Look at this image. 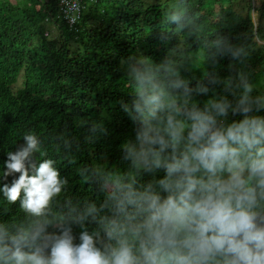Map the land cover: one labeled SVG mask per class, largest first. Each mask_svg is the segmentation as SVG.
Here are the masks:
<instances>
[{"label": "clouds", "instance_id": "9594fccd", "mask_svg": "<svg viewBox=\"0 0 264 264\" xmlns=\"http://www.w3.org/2000/svg\"><path fill=\"white\" fill-rule=\"evenodd\" d=\"M169 19L183 29L179 12ZM213 46L201 57L212 70L194 85L167 56L124 61L126 166L78 168L94 199L70 196L56 161L36 158L41 136L23 135L0 175V194L23 214L0 222V264H264V91L246 48L227 37ZM225 57L244 67L221 77ZM88 131L89 142L108 135L102 122Z\"/></svg>", "mask_w": 264, "mask_h": 264}, {"label": "trees", "instance_id": "16d2710c", "mask_svg": "<svg viewBox=\"0 0 264 264\" xmlns=\"http://www.w3.org/2000/svg\"><path fill=\"white\" fill-rule=\"evenodd\" d=\"M82 7L70 29L59 18L58 0H0V175L7 153L32 131L46 153L36 158L56 161L69 195L96 198L97 186L84 184L77 170L90 163L126 166L118 145L132 127L119 102L130 91L124 78L129 56L157 62L167 56L194 85L212 70L201 57L227 37L249 51L253 82L264 91V0H83ZM173 12L184 17L182 30L170 21ZM233 63L244 67L225 57L214 70L227 76ZM20 76L22 87L13 92ZM100 122L108 135L98 132L89 142V128ZM59 135L71 149L56 140ZM22 215L0 194V222Z\"/></svg>", "mask_w": 264, "mask_h": 264}, {"label": "built area", "instance_id": "2783aa9c", "mask_svg": "<svg viewBox=\"0 0 264 264\" xmlns=\"http://www.w3.org/2000/svg\"><path fill=\"white\" fill-rule=\"evenodd\" d=\"M83 0H58L59 18L70 28L78 24L82 13Z\"/></svg>", "mask_w": 264, "mask_h": 264}, {"label": "rangeland", "instance_id": "374dc122", "mask_svg": "<svg viewBox=\"0 0 264 264\" xmlns=\"http://www.w3.org/2000/svg\"><path fill=\"white\" fill-rule=\"evenodd\" d=\"M50 34L49 37H55L57 35L55 28L50 27ZM22 87V76L19 77L18 82L15 86H13V92H16Z\"/></svg>", "mask_w": 264, "mask_h": 264}]
</instances>
